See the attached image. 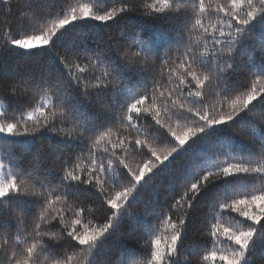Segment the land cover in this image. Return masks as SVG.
Here are the masks:
<instances>
[{"label": "snow or ice", "instance_id": "snow-or-ice-1", "mask_svg": "<svg viewBox=\"0 0 264 264\" xmlns=\"http://www.w3.org/2000/svg\"><path fill=\"white\" fill-rule=\"evenodd\" d=\"M0 145V264H264V0H0Z\"/></svg>", "mask_w": 264, "mask_h": 264}, {"label": "trees", "instance_id": "trees-1", "mask_svg": "<svg viewBox=\"0 0 264 264\" xmlns=\"http://www.w3.org/2000/svg\"><path fill=\"white\" fill-rule=\"evenodd\" d=\"M2 148H3V146L2 145H0V150H2ZM145 199H147V198H145ZM141 207H143V205H141ZM133 211H139V209L138 208H134V209H132Z\"/></svg>", "mask_w": 264, "mask_h": 264}]
</instances>
